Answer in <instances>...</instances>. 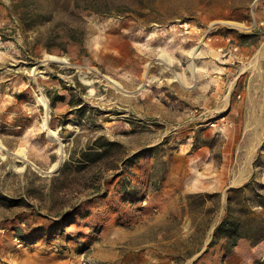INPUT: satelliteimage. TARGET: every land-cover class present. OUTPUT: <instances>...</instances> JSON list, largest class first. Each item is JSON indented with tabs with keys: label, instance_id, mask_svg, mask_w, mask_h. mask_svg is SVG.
Masks as SVG:
<instances>
[{
	"label": "rangeland",
	"instance_id": "1",
	"mask_svg": "<svg viewBox=\"0 0 264 264\" xmlns=\"http://www.w3.org/2000/svg\"><path fill=\"white\" fill-rule=\"evenodd\" d=\"M263 46L264 0H0V264H264L213 242L253 177L264 221Z\"/></svg>",
	"mask_w": 264,
	"mask_h": 264
},
{
	"label": "trees",
	"instance_id": "2",
	"mask_svg": "<svg viewBox=\"0 0 264 264\" xmlns=\"http://www.w3.org/2000/svg\"><path fill=\"white\" fill-rule=\"evenodd\" d=\"M253 185H255V177L243 187L229 190L225 216L217 226L213 240L215 242V239H225L223 250L226 255L231 254L238 242L243 238L250 240L254 245L264 241V233H260L264 224V221L261 220L262 218L252 217L247 211L239 207L242 206L239 202L246 197L245 191L251 189ZM261 186L264 188V185ZM262 196L259 194L258 198L263 200L260 206L264 208V197ZM258 264H261V262H258Z\"/></svg>",
	"mask_w": 264,
	"mask_h": 264
},
{
	"label": "bare ground",
	"instance_id": "3",
	"mask_svg": "<svg viewBox=\"0 0 264 264\" xmlns=\"http://www.w3.org/2000/svg\"><path fill=\"white\" fill-rule=\"evenodd\" d=\"M260 51H261V52L264 51V46L262 47V49H261ZM51 59L58 60V61L62 60V59L57 58L56 56H51ZM108 79H109L112 83H115V81L111 80L110 78H108ZM38 102H39L42 106H44L45 109H47V111H48V109H49V107H48V101H47V98H46L45 96H38ZM44 125H47V123L45 122ZM0 148H2L3 150H5V147H4V145L1 143V141H0ZM59 165H60V163L57 162V163L54 164L53 167L56 169L57 167H59Z\"/></svg>",
	"mask_w": 264,
	"mask_h": 264
},
{
	"label": "crops",
	"instance_id": "4",
	"mask_svg": "<svg viewBox=\"0 0 264 264\" xmlns=\"http://www.w3.org/2000/svg\"><path fill=\"white\" fill-rule=\"evenodd\" d=\"M249 166H252V162H251V165H250V163H249V165H248V169H250L249 168ZM201 251V250H200ZM203 251V250H202ZM199 253L197 252L196 254H194V255H198Z\"/></svg>",
	"mask_w": 264,
	"mask_h": 264
}]
</instances>
